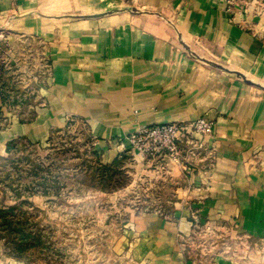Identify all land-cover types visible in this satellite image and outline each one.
Instances as JSON below:
<instances>
[{"label": "crops", "instance_id": "0c3cea01", "mask_svg": "<svg viewBox=\"0 0 264 264\" xmlns=\"http://www.w3.org/2000/svg\"><path fill=\"white\" fill-rule=\"evenodd\" d=\"M262 5L0 0V30L33 35L50 48L35 118H8L0 143L45 141L70 118L107 148L141 126L208 117L214 133L194 135L202 144L195 156L185 146L184 158L164 161V169L161 161H134L141 174L176 183L180 199L165 217L134 219L132 253L138 264H245L197 260L192 242L206 221L264 246Z\"/></svg>", "mask_w": 264, "mask_h": 264}, {"label": "rangeland", "instance_id": "374dc122", "mask_svg": "<svg viewBox=\"0 0 264 264\" xmlns=\"http://www.w3.org/2000/svg\"><path fill=\"white\" fill-rule=\"evenodd\" d=\"M48 46L33 35L0 30V133L10 117L35 118ZM85 124L69 118L45 141L0 143V264H138L132 222L165 217L180 199L176 183L143 175L134 164L161 161L164 169V161L136 154L127 134L104 148ZM185 146L198 153L180 144L171 162L184 158ZM233 233L225 223L197 224L194 257L264 264L263 243Z\"/></svg>", "mask_w": 264, "mask_h": 264}, {"label": "built area", "instance_id": "2783aa9c", "mask_svg": "<svg viewBox=\"0 0 264 264\" xmlns=\"http://www.w3.org/2000/svg\"><path fill=\"white\" fill-rule=\"evenodd\" d=\"M215 123L208 117L189 121L151 124L137 128L124 137L126 144L141 157H157L162 161H175L180 144L201 149L202 144L194 135L211 136Z\"/></svg>", "mask_w": 264, "mask_h": 264}, {"label": "trees", "instance_id": "16d2710c", "mask_svg": "<svg viewBox=\"0 0 264 264\" xmlns=\"http://www.w3.org/2000/svg\"><path fill=\"white\" fill-rule=\"evenodd\" d=\"M114 162H115V160H114ZM116 162H117V159H116Z\"/></svg>", "mask_w": 264, "mask_h": 264}]
</instances>
